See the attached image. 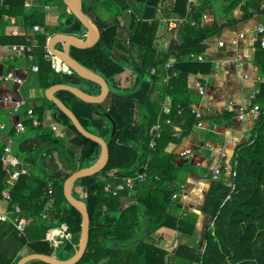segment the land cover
<instances>
[{
	"label": "trees",
	"instance_id": "16d2710c",
	"mask_svg": "<svg viewBox=\"0 0 264 264\" xmlns=\"http://www.w3.org/2000/svg\"><path fill=\"white\" fill-rule=\"evenodd\" d=\"M25 1L0 3V49L10 44H34L31 60L25 55L13 56L3 70L8 72L20 57L28 68L18 94L24 100L23 110L7 120L0 108V121L4 122L0 147L9 143L24 166V173L10 184L7 208L17 204L20 215L31 216L32 221L22 235H17L8 223L0 222V264H15L28 253L52 255L53 249L42 238L46 228L60 222L66 224L71 239L55 249V257L64 260L75 252L80 214L63 197L62 182L72 172L93 164L99 156V145L78 133L70 120L43 96V90L53 84L71 85L90 95L99 93L97 83L72 70L56 71L46 52L49 35L61 32L83 38L85 28L65 11L55 24H45L44 6L65 8L63 0H33L28 6ZM158 1L90 0L89 4L80 0L81 12L98 29V39L86 48L69 46L68 54L101 76L108 91L96 103L82 101L66 90H56L53 95L86 131L104 140L107 160L97 172L75 179L70 188L71 195L85 204L88 215L86 245L73 264H166V250L154 245L150 234L167 228L176 235H192L195 215L179 214L171 208L178 182L192 169L191 159L167 151L166 146L170 142L178 144L193 129L200 130L195 127L191 108L201 94L192 88L190 79L210 73L211 62L205 58L206 40L227 24L246 22L258 15L263 18L264 13V0H174L166 15L181 20L175 29L176 42L161 50L154 44L159 26L155 10ZM236 7L241 14L238 19L232 15ZM127 10L126 32L120 38L117 18ZM204 13L212 15L209 24L203 21ZM9 17L13 18L12 25L21 27L20 33H6ZM215 17L225 22L218 24ZM33 25L41 29L33 31ZM61 46V42L53 45L58 50ZM190 53L202 54L203 60L190 59ZM167 61H171L169 68L164 66ZM250 61L256 73L264 75V49L257 42L253 44ZM32 64L36 71H31ZM166 75L168 79L163 81ZM254 88L257 94L253 103L258 110L252 115L250 133L228 158L234 174L226 177L221 173L211 180L201 202L200 209L208 214L210 222L202 233V247L198 251L176 243L173 249V255L186 264H264V83L254 82L251 89ZM34 89L40 90L41 95L30 96ZM163 106L169 107L168 113L162 112ZM28 107L38 125L33 126L24 115ZM44 111L55 113L63 134L42 123ZM103 112L115 123L111 136V123ZM224 117L231 119L232 114L211 115L204 123L208 127L210 122L211 128L214 123L222 124ZM165 118L168 123L163 122ZM17 119L23 126L20 131L14 129ZM157 120L160 135L153 148H149L148 140ZM203 133L213 140L212 132ZM141 171L146 174L145 180L130 190L115 196L102 190L106 182L114 184ZM7 185L0 164V193ZM47 199L51 206L42 219L39 213ZM24 264L49 263L33 259Z\"/></svg>",
	"mask_w": 264,
	"mask_h": 264
},
{
	"label": "crops",
	"instance_id": "0c3cea01",
	"mask_svg": "<svg viewBox=\"0 0 264 264\" xmlns=\"http://www.w3.org/2000/svg\"><path fill=\"white\" fill-rule=\"evenodd\" d=\"M25 2L29 5L33 0H27ZM87 3L91 4L90 0H87ZM44 11L45 24L53 25L56 23L62 12L65 11L66 13V8L55 5H45ZM202 15H204L202 18L205 23L209 24L212 21L211 14L204 13ZM232 15L235 19L240 17L241 14L238 7L232 10ZM9 18L13 21V18ZM117 19L119 30H122V18L118 17ZM215 20L218 24H223L225 22V20L220 17H215ZM180 21L181 20L177 18L175 27L170 31H167L161 25L158 26L155 37L156 41L157 38L161 37L163 34L162 32H166L170 36L166 42L167 44L163 42L160 47H157L156 45L158 49L165 50V47L170 45V43L172 44L176 42L175 29L177 23ZM261 21H263L262 17H259L258 21L255 20V17H252L246 22H238L235 25L227 24L222 27L220 31L215 33L214 36L209 37L206 40L208 49L205 58L210 60L211 69L208 75H196L199 83L203 86V93L200 95L198 102L193 105V107H197L204 111V129H193L190 134L182 136L178 144L170 142L166 146V150L173 153H176L183 148L191 149V153L182 157L185 158V156H188L191 159L192 169H189V172L178 182V189L175 191L176 195L174 197L175 202L172 204L171 208L179 214L192 213L195 215V230L190 236L176 235L173 230L167 228H159L150 234V239L153 244L161 246L166 250V264H186L173 255V249L176 243L193 247L199 251L200 247L197 248L198 239L201 241L203 230H205L207 226H210L209 216L207 213L201 211L200 206L208 188V184L211 181L209 178L210 166L216 162V157L213 156L212 148L220 147L226 154L225 160H228L233 154L235 147L242 142H245L249 135L248 132H250L252 127V117L246 116L242 120H238L234 106L228 107L226 102L228 100H231L235 104L244 102L248 92L255 82L254 77L258 74L256 73L255 66H253L250 61L253 47L249 46L248 32L250 28ZM5 31L6 33H11L12 31L20 33L21 27L14 26L12 25V22L9 21V24L5 27ZM240 32L243 33L241 39L237 37ZM233 40H235L234 43L232 42ZM218 41H221L222 45H218ZM238 57L241 58L242 65H238ZM22 58L23 57H20L17 63L9 71L22 78L23 84L28 68L25 64L26 61ZM7 60H9L7 52L0 49V97L5 93H11L18 96L19 88L22 85L21 84L17 87L12 81L2 80L4 74L3 70L6 66ZM244 74L246 76H243ZM190 84L194 89L192 79H190ZM39 95H41V91L38 89L31 90L30 92V96L35 97ZM24 107L25 105L23 104L16 112H13L8 104L0 103V108L3 109L2 112L7 114V120L14 118ZM230 114H232L231 119L224 117L222 124L214 123L215 128L213 130L209 127L210 122L208 125L209 128L206 126V123H204L208 121L205 120L210 118L211 115L229 116ZM50 117L51 114H49L48 117L49 121ZM0 123L4 126V122L0 121ZM60 129L62 128L60 127ZM205 130L212 132L214 135L213 140L204 137L203 132H205ZM61 132L63 134V131ZM178 132L175 133L176 137L179 136ZM68 135L69 134L65 133L66 137ZM2 206H4V204H0V207ZM51 256L55 257L54 252Z\"/></svg>",
	"mask_w": 264,
	"mask_h": 264
},
{
	"label": "built area",
	"instance_id": "2783aa9c",
	"mask_svg": "<svg viewBox=\"0 0 264 264\" xmlns=\"http://www.w3.org/2000/svg\"><path fill=\"white\" fill-rule=\"evenodd\" d=\"M3 1L4 0H0V3ZM173 2L174 0H159L155 8L156 13L158 15L159 25L163 26L167 31L168 30L170 31L175 27V23L177 20V18L175 17L166 15V11H169L171 9ZM24 5L25 6L28 5V3L24 2ZM127 12H129V10H127ZM202 17H204V15H202ZM9 21L12 22V19L9 18ZM39 29L40 27L38 25L32 26L33 31H37ZM242 36L243 33L241 32L238 33L237 35V37L240 39L242 38ZM248 41L250 47L251 46L253 47V44L257 42L259 47L264 49V13H263V21H261L260 23L256 24L255 26L249 29ZM232 42L234 43L235 40H233ZM218 45H222V42L218 41ZM33 46L34 44L32 43L10 44L4 46L3 50L7 52L9 59H11L13 56L25 55L28 60H31L32 58L31 51ZM46 52L48 58L51 61V65L56 71L60 70L66 72L68 70V68L65 67L63 64H60L57 67H55L54 64L56 60L55 57L47 50ZM189 58L202 61L203 55L202 54L195 55L190 53ZM237 60H238L237 62L238 65H242L241 58L238 57ZM164 66L165 68H169L171 66V61H167ZM30 69L31 71H36L37 67L35 64H32ZM152 71L153 69L150 70V72ZM243 76L246 75L244 74ZM167 79H168V75L163 77V81H166ZM191 79L195 91L199 94H202L203 86H201V84L199 83L197 76H192ZM2 80L12 81L17 87L20 86L23 81L22 78L16 76L11 71L4 73L2 76ZM254 81L264 83V75H256L254 77ZM256 94H257V88L251 89L248 92L244 102L235 104L231 100H228L226 102V105L228 107L234 106L236 117L238 120H242L246 116L252 117V115L258 110V105L253 103V99L255 98ZM0 103L8 104L11 110L13 112H16L17 109L24 104V100L19 95L15 96L14 94L11 93H5L0 97ZM161 109L162 112L164 113L169 112V107L167 106H163ZM191 112L193 113L196 119L195 127L200 129L204 128L203 120H202V118H204V111L197 107H192ZM24 115L30 119L31 124L33 126L38 125L39 122L32 116V111L30 107L26 108ZM163 122L168 123L169 119L165 118ZM13 125L16 131H20L23 128L22 123L19 119H17ZM48 127H50V129L55 132L58 131L57 122L54 121L52 117H50V122L48 123ZM159 127H160L159 121L157 120L154 126V130L151 133V136L148 140L149 148H153L155 144V139L158 138L160 135ZM2 128H3V124L0 123V129ZM214 128L215 125L213 124L210 129L213 130ZM212 151H213V156L216 157V162L210 166L209 178L211 180H215L217 176L221 173L226 177L233 176L234 174L233 168L231 167L229 162L225 160L226 154L224 153V151L220 147L212 148ZM176 153L178 156L182 157L186 154L191 153V149L183 148L178 150ZM0 164L2 166V169L6 173V178L8 181V185L4 187L0 193V204H4V206L0 207V222L8 223L16 231L17 235H22L25 227L28 226L32 221V217L20 215V208L17 204H11V206L7 208V203L10 199L9 198V188L11 186L10 184H12V182H14L20 174L24 173V166L20 161L19 157L10 150L9 143H5L0 147ZM145 178H146L145 172L143 171L136 172L132 175H126L122 177L119 181L115 182L114 184L110 182L104 183L102 190L111 196H115L123 190L132 189L137 183H140L143 180H145ZM50 193L51 191L47 190V194L50 195ZM50 206H51V201L47 199L43 205L42 210L39 213V216L42 219L47 217V211L50 209ZM70 239H71V234L68 231L67 226L64 222H60L57 225H53L46 228L42 238V240L47 242L48 246L53 249V252L64 240L69 241Z\"/></svg>",
	"mask_w": 264,
	"mask_h": 264
},
{
	"label": "water",
	"instance_id": "95a60500",
	"mask_svg": "<svg viewBox=\"0 0 264 264\" xmlns=\"http://www.w3.org/2000/svg\"><path fill=\"white\" fill-rule=\"evenodd\" d=\"M63 1L66 8V12L71 13L84 26L85 32L83 38H79L74 35H69L61 32H55L46 38V42H45L46 50L55 57L56 59L54 63L55 67H57L60 64H63L65 67L72 70L79 76L97 83L99 85L100 90L97 95H90L78 89L77 87L71 85L53 84L43 90V96L47 100L51 101L54 104V106L70 120L71 124L78 133L96 142L99 145V156L93 164H91L88 167H84L72 172L62 182L63 197L65 198L66 202L74 209H76L80 214V233L77 238V248L75 252L69 258L64 260H60L51 255H45L41 253H28L20 256L16 260L15 264H24L27 261L33 259L40 260L49 264H73L80 258V256L84 251L87 241L88 215L86 212L85 204L71 195L70 188L75 179L83 176L91 175L97 172L104 166L107 160V146L104 140L101 137L86 131L80 125V123L78 122L77 118L73 115V113L67 107H65L57 97L53 95V92L56 90H66L82 101L96 103V102H101L105 98L108 91L107 84L105 83V81L101 76L91 71L90 69L82 66L76 60H74L72 57L69 56L68 54L69 46H74L78 48H86L92 46L98 39V29L96 25L93 22H91L81 12L80 0H63ZM56 42L62 43L60 50L55 49L53 47L54 43ZM102 115L106 117L111 123V128L109 133V135L111 136L115 129V123L108 113L103 112ZM51 117L52 119L57 121V119L55 118V113H51Z\"/></svg>",
	"mask_w": 264,
	"mask_h": 264
},
{
	"label": "rangeland",
	"instance_id": "374dc122",
	"mask_svg": "<svg viewBox=\"0 0 264 264\" xmlns=\"http://www.w3.org/2000/svg\"><path fill=\"white\" fill-rule=\"evenodd\" d=\"M130 9H132L133 11L135 10V8L134 7H130ZM259 15L258 16H255V20L256 21H258L259 20ZM121 18H122V21H123V25H122V30H119V37L120 38H122V36L125 34V32H126V25H127V23H128V13H127V11H125L124 13H123V15L121 16ZM163 34L161 35V37H159V38H157V41L155 40L154 42V44H155V46L157 45V47H160L161 45H162V43L163 42H167V40H168V37L170 38V36H169V34L168 33H166V32H162ZM167 44V43H166ZM165 44V45H166ZM171 44V43H170ZM164 45V46H165ZM166 48V47H165ZM48 111V110H47ZM43 112V116H42V123H44V124H48L50 121H49V119H48V117H49V112ZM63 128V127H62ZM59 131H61V129L60 128H58V132ZM248 133H250V132H248ZM49 166L50 167H52L51 166V163L49 164ZM201 244H203V241H202V238H201V241H200V239H198V243H197V248L198 247H201ZM179 264H182V263H179Z\"/></svg>",
	"mask_w": 264,
	"mask_h": 264
}]
</instances>
